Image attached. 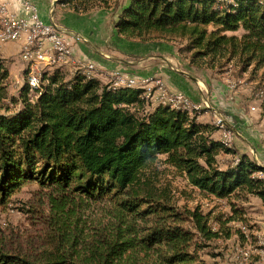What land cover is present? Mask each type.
<instances>
[{
	"label": "trees",
	"instance_id": "1",
	"mask_svg": "<svg viewBox=\"0 0 264 264\" xmlns=\"http://www.w3.org/2000/svg\"><path fill=\"white\" fill-rule=\"evenodd\" d=\"M58 1L76 13L116 2ZM114 29L123 41L175 44L197 69L264 72V0H128ZM7 78L0 56V97ZM42 81L30 93L23 79L11 98L18 107L0 112V205L33 182L60 201L107 200L113 222L83 251L77 237L35 256L0 245V264H210L199 256L202 241L229 238L226 224L243 220L242 213L231 207L214 229L209 212L178 208L156 195L149 174L158 164L204 197L254 195L264 205V180L256 175L264 167L212 137L218 126L197 120L196 113L164 104L147 108L142 88L111 87L78 70L65 77L55 68ZM220 153L237 158L222 167Z\"/></svg>",
	"mask_w": 264,
	"mask_h": 264
},
{
	"label": "rangeland",
	"instance_id": "2",
	"mask_svg": "<svg viewBox=\"0 0 264 264\" xmlns=\"http://www.w3.org/2000/svg\"><path fill=\"white\" fill-rule=\"evenodd\" d=\"M123 1L116 0L120 3ZM235 33L239 34L240 31ZM19 43L12 41L0 44V56L5 58L8 65L6 96L0 97V112H3L5 106L9 109L18 107V103H13L11 98L18 96L24 79L25 62L19 56ZM137 43L128 40L126 44L130 46ZM145 43L154 45L151 42ZM141 56L140 53H128V56L123 55L122 58L135 60ZM178 59L180 63H177L175 68L185 70L200 79L205 78L208 86L221 80L227 86L230 99L236 100L241 107L247 106L248 109L250 106L257 107L264 100V72L261 70L254 74L249 72L237 74L228 67L189 70L187 59L182 55ZM53 69L55 68L49 69V72ZM73 69L72 65H65L60 70L65 77H69ZM153 105L155 104L149 101L147 108ZM219 134L218 132L215 136L218 138ZM233 135L231 147L239 152L236 147L238 136L234 132ZM217 158L220 165L225 167L226 163L237 158V154L220 153ZM154 172L155 174L151 171L149 177L152 178L150 187L156 195L168 198L178 208L198 206L204 213L209 212L210 224L214 229L218 227L219 220L223 221L233 213L231 207L242 213L243 220H232L226 224L232 232L229 238L202 241L204 246L199 250V256L205 262L210 264L264 262L261 244L264 239V205L257 196L246 195L231 200L204 197L191 188L184 179L176 176L171 168L158 164ZM50 195L56 196L51 188L40 187L30 182L23 184L13 193L5 205H0V245L35 256L44 250H52L59 244L68 247L71 238L77 237L79 239L77 248L83 251L101 231L106 232L113 222V205L107 200L92 201L82 197L60 201L57 198H50ZM239 232L242 233V238L239 237ZM63 238L68 241L64 242Z\"/></svg>",
	"mask_w": 264,
	"mask_h": 264
},
{
	"label": "crops",
	"instance_id": "3",
	"mask_svg": "<svg viewBox=\"0 0 264 264\" xmlns=\"http://www.w3.org/2000/svg\"><path fill=\"white\" fill-rule=\"evenodd\" d=\"M32 1L38 8L40 18L45 22L51 19L64 29L71 57L94 63L92 76L103 83H109L113 78L112 73L119 70L131 76L134 74L130 73H135L134 76L147 77L149 81L144 88L151 87L154 92V80H159L168 91L185 92L194 103L201 106L196 113L197 120L213 123L216 118L222 119L238 136L236 147L239 152L249 155L256 164L264 167V107H241L236 100L230 99L227 86L221 80L208 86L205 78L200 79L185 70L175 68L180 63V54L171 43L153 41L151 43L154 45L150 43V46L148 43L138 42L128 46V41L118 38L114 29V20L121 5L128 0L114 2L108 8H95L88 13H76L58 0ZM8 9L17 12L18 2L10 0ZM20 46L21 42L18 49ZM128 53H140L142 56L135 60L122 58L123 55L128 56ZM188 67L189 70H198L190 65ZM218 132H213L212 137L217 138L215 135ZM253 264L264 262L255 261Z\"/></svg>",
	"mask_w": 264,
	"mask_h": 264
},
{
	"label": "built area",
	"instance_id": "4",
	"mask_svg": "<svg viewBox=\"0 0 264 264\" xmlns=\"http://www.w3.org/2000/svg\"><path fill=\"white\" fill-rule=\"evenodd\" d=\"M10 0H0V18L7 21V15H15V27L11 34H3L0 29V44L19 41L21 46L19 56L25 62L24 81L29 92L39 89L42 84V75L51 68H59L72 65L73 74L80 71L87 76L95 65L93 62L75 60L71 57L70 45L67 41L64 29L50 19L45 22L38 14V8L32 0H15L19 4L17 12L9 11ZM111 87L130 86L144 88L149 79L144 76H131L116 70L112 73ZM156 92L151 87L144 88V96L156 104L168 105L170 108L198 113L200 105L194 103L190 97L181 90L168 91L159 80H154ZM218 126L219 139L227 146H231L233 132L226 127L222 119L213 121ZM256 175L264 180V171H257ZM264 253V239L261 241ZM246 254V253H245Z\"/></svg>",
	"mask_w": 264,
	"mask_h": 264
},
{
	"label": "bare ground",
	"instance_id": "5",
	"mask_svg": "<svg viewBox=\"0 0 264 264\" xmlns=\"http://www.w3.org/2000/svg\"><path fill=\"white\" fill-rule=\"evenodd\" d=\"M15 27V16L7 15V21L0 18V29L3 34H11Z\"/></svg>",
	"mask_w": 264,
	"mask_h": 264
}]
</instances>
